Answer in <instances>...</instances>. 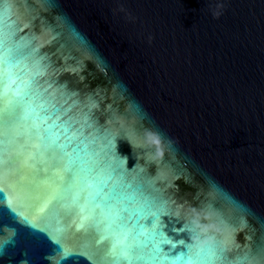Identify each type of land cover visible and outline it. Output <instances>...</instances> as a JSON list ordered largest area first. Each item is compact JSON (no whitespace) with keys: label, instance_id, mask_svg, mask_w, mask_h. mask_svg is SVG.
Returning a JSON list of instances; mask_svg holds the SVG:
<instances>
[{"label":"snow or ice","instance_id":"obj_1","mask_svg":"<svg viewBox=\"0 0 264 264\" xmlns=\"http://www.w3.org/2000/svg\"><path fill=\"white\" fill-rule=\"evenodd\" d=\"M18 31L14 22L0 19V47L6 46ZM20 49L26 51L30 67L26 64L19 71H13L19 61L14 56L0 57V166L11 162V157L7 160L5 157L18 145L21 154H28L34 168L28 188L45 185V191L50 193L41 214L34 218L36 222L17 214L22 216L23 223L48 234L63 255H70L64 249L62 229L57 228L53 234L51 222L59 217L62 209L75 213L82 220L81 227L87 221L99 234L98 243L103 246L97 247L94 253H82L90 260L93 255L99 256V264H193L204 258L222 257L226 238L201 233L191 223L177 221L171 230L173 239L158 240L160 218L167 217L168 213L160 196L144 195L147 187H152L155 193L152 181L143 178L142 170L133 176L125 167V160L112 153L114 136L110 130L94 128L87 113L82 121L73 120L68 112L53 103L51 84L45 87L39 80L41 63L35 58L38 49L25 41L9 51ZM146 129L136 125V132L143 140ZM138 147L149 162H157L154 147L146 143ZM166 160L167 157L158 163L163 166ZM213 220L225 232L229 225L240 224L235 218L225 220L214 216ZM185 234L187 242L181 238ZM194 236L198 240L212 236V244L205 240L192 245ZM6 243V238H0V245ZM177 248L187 251L178 253Z\"/></svg>","mask_w":264,"mask_h":264},{"label":"clouds","instance_id":"obj_2","mask_svg":"<svg viewBox=\"0 0 264 264\" xmlns=\"http://www.w3.org/2000/svg\"><path fill=\"white\" fill-rule=\"evenodd\" d=\"M218 12H213L214 16H218ZM145 141L146 144L149 147L155 148V156L158 158H162L164 156V147L162 145V138L159 136V134L152 130V129H146L145 131Z\"/></svg>","mask_w":264,"mask_h":264}]
</instances>
